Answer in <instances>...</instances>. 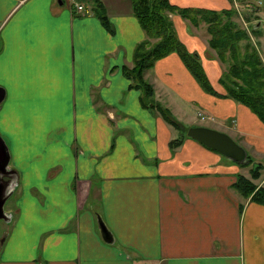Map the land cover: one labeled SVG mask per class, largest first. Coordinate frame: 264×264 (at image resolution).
<instances>
[{
  "label": "crops",
  "instance_id": "0c3cea01",
  "mask_svg": "<svg viewBox=\"0 0 264 264\" xmlns=\"http://www.w3.org/2000/svg\"><path fill=\"white\" fill-rule=\"evenodd\" d=\"M101 1L113 31L94 1L0 0V135L10 153L0 180H11L0 264H264V204L234 187L240 175L252 179L253 162L262 164L253 180L264 187V122L232 97L207 92L177 52L146 70L155 96L145 105L124 67L147 33L133 0ZM170 2L232 10L244 23L246 11L264 8V0ZM171 17L225 94L229 63L211 47L207 25ZM159 106L183 127L230 134L252 163L183 136ZM200 113L206 124H196ZM175 138L182 143L172 147Z\"/></svg>",
  "mask_w": 264,
  "mask_h": 264
},
{
  "label": "trees",
  "instance_id": "16d2710c",
  "mask_svg": "<svg viewBox=\"0 0 264 264\" xmlns=\"http://www.w3.org/2000/svg\"><path fill=\"white\" fill-rule=\"evenodd\" d=\"M96 13L104 24L113 31V27L106 15L101 0H93ZM134 13L138 17L147 37L135 49L134 65L125 66V74L134 80L135 87L144 91L143 102L152 103L155 96L153 84L145 79V72L154 63L172 52H177L188 69L200 82L207 92L218 96L232 97L248 106L264 122V60L258 49L251 43L249 33L238 27L232 17V10H211L204 8L179 7L170 0H133ZM171 13H178L189 19L193 24L199 25L202 21L208 24L211 35L209 43L223 62L228 61L220 82L226 93L218 92L212 85L204 67L196 58V54L189 52L186 45L178 37ZM256 25V24H255ZM253 25V33H259L260 28ZM246 41L245 45L242 44ZM160 111L169 122L179 127L165 109ZM181 140L172 141L171 146L181 144ZM252 158L248 156L250 165ZM252 179L240 175L234 187L246 198L264 204V187H259L253 181L261 175V166L252 169Z\"/></svg>",
  "mask_w": 264,
  "mask_h": 264
},
{
  "label": "water",
  "instance_id": "95a60500",
  "mask_svg": "<svg viewBox=\"0 0 264 264\" xmlns=\"http://www.w3.org/2000/svg\"><path fill=\"white\" fill-rule=\"evenodd\" d=\"M4 97L5 90L0 87V103L2 102ZM187 135L202 142L206 146L220 152L221 154L233 161L243 163L247 159L248 153L246 148L243 147L240 143H238L230 134L224 131L206 125H198L190 126L187 130ZM9 161L10 153L8 151V147L6 146L4 139L0 135L1 174L8 167ZM8 174H10V170H8ZM0 181V185H2L0 187V219L10 220L9 213L5 210V203L11 195L5 194L4 190H7V183H10L11 180ZM99 225L104 238L108 242H111L114 238L108 230L104 221L101 219V217H99Z\"/></svg>",
  "mask_w": 264,
  "mask_h": 264
},
{
  "label": "rangeland",
  "instance_id": "374dc122",
  "mask_svg": "<svg viewBox=\"0 0 264 264\" xmlns=\"http://www.w3.org/2000/svg\"><path fill=\"white\" fill-rule=\"evenodd\" d=\"M88 4L89 5H94V3H93V1H91V0H88ZM244 9L245 8H243L242 7V10L244 11ZM246 10V9H245ZM92 11V10H91ZM246 15H248V17H249V20H250V22H247L248 23V25H246L247 23H244L243 21H242V18H240V20L238 21V22H235L236 24H237V26L238 27H240V28H242V27H245V28H250V30H252V32L249 34L250 35V41H251V43L255 46V44L256 45H258V50L260 51V53L262 54V58H263V60H264V47H263V45H264V8L262 9L261 7L260 8H258V9H256V11H254V12H252V11H246ZM233 18H234V16H233ZM246 18H247V16H246ZM233 21H235V20H233ZM205 23V25H207L206 26V29H208V24L205 22V21H202L200 24H204ZM259 24L260 25V31H259V33H254L253 34V29H252V27H253V25H255V24ZM199 24V25H200ZM246 42V41H245ZM243 45H245L246 43H242ZM227 66H226V64L223 66V68L225 69ZM225 71V70H224ZM226 92V91H225ZM203 114H199V118H200V120H199V118H198V121L196 122V124L197 123H205L206 124V122H205V119H203V116H202ZM169 116H171L172 118H173V116L170 114ZM180 117V119H182L183 120V118H182V116L180 115L179 116ZM166 119V118H165ZM174 119V118H173ZM167 121H168V119H166ZM181 121V120H180ZM169 122V121H168ZM169 123H171V122H169ZM183 123V122H182ZM172 124V123H171ZM184 125H187L185 122L183 123ZM180 125L179 124V126H184V125ZM174 125V124H173ZM172 125V126H173ZM196 126H198V125H196ZM190 126H187V127H183V129H182V135L183 136H185V135H187V130H188V128H189ZM188 136V135H187ZM189 137V136H188ZM174 140H177V138H175V139H173V140H171V141H174ZM182 141V140H181ZM172 143V142H171ZM182 143V142H181ZM181 145V144H180ZM250 157V156H249ZM247 160H248V156H247V159L245 160V163L247 162ZM246 165V164H245ZM249 165V164H248ZM248 165H246V166H248ZM257 166H261V169H262V164L261 163H259V162H253V164H252V169L253 168H255V167H257ZM244 172H249V169H245L244 170ZM250 172L252 173V170L250 169ZM254 181V180H253ZM255 182V181H254ZM6 221L5 220H0V224L2 225V224H4Z\"/></svg>",
  "mask_w": 264,
  "mask_h": 264
},
{
  "label": "built area",
  "instance_id": "2783aa9c",
  "mask_svg": "<svg viewBox=\"0 0 264 264\" xmlns=\"http://www.w3.org/2000/svg\"><path fill=\"white\" fill-rule=\"evenodd\" d=\"M250 8H253L254 6H252V4H249L248 5ZM74 8H75V11H77L78 13L80 12V11H85L86 12V10H85V5L84 4H82V3H80L79 1H75L74 2ZM204 117V116H203Z\"/></svg>",
  "mask_w": 264,
  "mask_h": 264
}]
</instances>
